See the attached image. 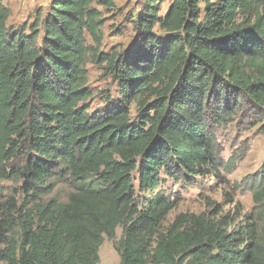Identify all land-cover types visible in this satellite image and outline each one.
<instances>
[{"label": "trees", "instance_id": "16d2710c", "mask_svg": "<svg viewBox=\"0 0 264 264\" xmlns=\"http://www.w3.org/2000/svg\"><path fill=\"white\" fill-rule=\"evenodd\" d=\"M112 4L51 0L38 44L36 24L7 28L0 0V180L31 199L0 210V263L99 264L105 237L118 264H264V160L242 223L179 214L160 231L165 179H220L213 129L244 111L264 121V0H142L129 51L91 52L122 102L89 115L86 36L101 44L94 5ZM58 183L67 202H40Z\"/></svg>", "mask_w": 264, "mask_h": 264}, {"label": "rangeland", "instance_id": "374dc122", "mask_svg": "<svg viewBox=\"0 0 264 264\" xmlns=\"http://www.w3.org/2000/svg\"><path fill=\"white\" fill-rule=\"evenodd\" d=\"M51 0H3V5L9 10L6 26L17 29L22 25L27 28L33 24L38 26V44L43 36L41 22L45 18ZM112 6L94 5L100 12L102 26L101 44L96 45L86 36V46L89 48L85 70L87 73L86 88L90 92L89 99L84 103L88 114H99L109 109L113 104L122 102L118 92L117 81L104 70L105 65L95 63L91 52L95 49L103 54L128 52L133 45L134 31L132 22L141 11L142 0H112ZM168 7V1L160 6L163 15ZM28 32V31H27ZM159 37L166 34L156 30ZM136 106L131 104V119L136 118ZM252 112L244 111L233 116L226 124L213 129V135L218 147L219 159L227 168L219 171L220 179L214 177L194 178L189 183L179 180L165 179L161 189L174 203V208L168 214L160 231L166 228L179 214L207 216H233L240 212L236 224L243 222L244 217L254 212L252 193L248 184L260 168L264 160V121ZM20 182L0 180V210L8 201L15 204V209L31 199L25 198L20 192ZM136 186V183H135ZM71 188L66 183L55 184L51 194L43 196L40 202L55 200L65 203ZM28 206H32L28 205ZM14 210V209H12ZM115 241L121 235L120 228L115 230ZM119 257L114 250L113 241L105 237L99 249V264H118ZM4 264V263H0Z\"/></svg>", "mask_w": 264, "mask_h": 264}]
</instances>
